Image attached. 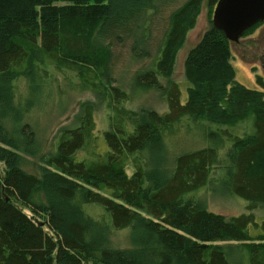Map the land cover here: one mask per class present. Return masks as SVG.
<instances>
[{"label": "trees", "instance_id": "trees-1", "mask_svg": "<svg viewBox=\"0 0 264 264\" xmlns=\"http://www.w3.org/2000/svg\"><path fill=\"white\" fill-rule=\"evenodd\" d=\"M159 1L0 0V264H264V215L228 217L200 198L218 180L250 208L264 206V82L236 79L231 42L212 23L219 0H206L211 25L186 57L184 87L172 73L204 0L172 13L129 90L108 73L100 38L142 31ZM63 83L104 98V141L87 103L38 176L23 169L10 131L35 97L50 84L61 96ZM152 91L166 110L131 106ZM19 129L32 143L30 124ZM88 205L103 209L98 219ZM124 230L130 247L106 245L105 235Z\"/></svg>", "mask_w": 264, "mask_h": 264}, {"label": "rangeland", "instance_id": "rangeland-1", "mask_svg": "<svg viewBox=\"0 0 264 264\" xmlns=\"http://www.w3.org/2000/svg\"><path fill=\"white\" fill-rule=\"evenodd\" d=\"M185 1H159L157 8L146 15L142 31H137L136 34L135 30L126 33L117 31L113 35L108 34V36L100 38L103 44L109 45L108 73L114 80V85L121 86L126 90L130 89L134 76L148 67L156 56L169 28L172 13ZM210 25L207 2L204 0L197 23L188 33L174 65L171 79L181 83L182 87L185 86L186 81V57ZM231 52L236 79L246 86L261 88L257 78L258 76L261 77L264 82V22L244 35L238 42H231ZM163 83L167 84V81L163 80ZM66 86L64 83L61 84V87L59 86L62 91L61 96H59V93L55 91L57 85L50 84L48 86L50 91L47 92V88L35 97L31 108L25 112L22 123H19L15 130L10 131L12 138H14L13 141L20 148L18 152L22 157L23 169L38 176L42 173L45 161L54 152L61 130L76 125L78 116L87 103L94 105L96 109L95 133L100 134L99 139L104 141L102 131L107 128L108 116L104 98L91 91H72ZM131 106L155 109L159 112L167 108L164 97L157 91L133 98ZM8 122L13 125L11 119ZM26 123L30 124L34 132L33 142L27 146L25 144L26 136L22 137L19 129ZM94 151L95 148L90 146L88 149L79 152L78 158L90 156ZM170 152L172 153V150ZM167 157L170 158L169 155ZM158 169L161 170L162 167ZM132 172L133 169L130 166L128 173L131 175ZM200 198L208 210L228 217L247 213L253 214L258 219L264 215V206L257 205L250 208L251 204L248 201L231 195L225 185L218 180H212L207 189L201 192ZM86 209L97 219L103 213V209L96 205H88ZM105 237L106 245L112 248H128L132 245L129 230L114 231Z\"/></svg>", "mask_w": 264, "mask_h": 264}, {"label": "water", "instance_id": "water-1", "mask_svg": "<svg viewBox=\"0 0 264 264\" xmlns=\"http://www.w3.org/2000/svg\"><path fill=\"white\" fill-rule=\"evenodd\" d=\"M264 22V0H219L212 18L230 42H238L254 25Z\"/></svg>", "mask_w": 264, "mask_h": 264}]
</instances>
